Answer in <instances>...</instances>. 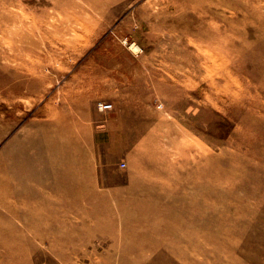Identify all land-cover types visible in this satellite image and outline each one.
Wrapping results in <instances>:
<instances>
[{"label":"rangeland","instance_id":"obj_1","mask_svg":"<svg viewBox=\"0 0 264 264\" xmlns=\"http://www.w3.org/2000/svg\"><path fill=\"white\" fill-rule=\"evenodd\" d=\"M5 125L0 264H264V0H0Z\"/></svg>","mask_w":264,"mask_h":264},{"label":"built area","instance_id":"obj_2","mask_svg":"<svg viewBox=\"0 0 264 264\" xmlns=\"http://www.w3.org/2000/svg\"><path fill=\"white\" fill-rule=\"evenodd\" d=\"M99 106H100V109L102 110H111L113 108V104L107 103V102H100Z\"/></svg>","mask_w":264,"mask_h":264},{"label":"bare ground","instance_id":"obj_3","mask_svg":"<svg viewBox=\"0 0 264 264\" xmlns=\"http://www.w3.org/2000/svg\"><path fill=\"white\" fill-rule=\"evenodd\" d=\"M131 47L133 48V49H135V50H137L138 51V49H139V46L137 45V43H132L131 44ZM209 54V53H208ZM223 59H224V57H223ZM229 61V60H228ZM226 64V63H225ZM231 92V91H230Z\"/></svg>","mask_w":264,"mask_h":264},{"label":"crops","instance_id":"obj_4","mask_svg":"<svg viewBox=\"0 0 264 264\" xmlns=\"http://www.w3.org/2000/svg\"><path fill=\"white\" fill-rule=\"evenodd\" d=\"M0 132H2V133L5 132L6 133V125H5L4 129L3 128L0 129Z\"/></svg>","mask_w":264,"mask_h":264}]
</instances>
